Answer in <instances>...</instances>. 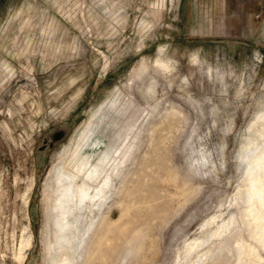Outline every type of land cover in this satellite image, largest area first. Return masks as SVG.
<instances>
[{
  "label": "rangeland",
  "instance_id": "1",
  "mask_svg": "<svg viewBox=\"0 0 264 264\" xmlns=\"http://www.w3.org/2000/svg\"><path fill=\"white\" fill-rule=\"evenodd\" d=\"M257 152L264 0H0V264H264Z\"/></svg>",
  "mask_w": 264,
  "mask_h": 264
},
{
  "label": "bare ground",
  "instance_id": "2",
  "mask_svg": "<svg viewBox=\"0 0 264 264\" xmlns=\"http://www.w3.org/2000/svg\"><path fill=\"white\" fill-rule=\"evenodd\" d=\"M90 121H92V120H90ZM93 122H94V120H93ZM91 123V122H90ZM87 125H89V124H87ZM94 128V127H93ZM86 129H87V127H86ZM89 130H90V128H88ZM85 131V130H84ZM87 131V130H86ZM91 131V130H90ZM83 133H85V132H83ZM83 133H81L82 135H84ZM86 134V133H85ZM88 134H90L89 132H88ZM88 134L87 135H85V138L88 136ZM81 135V136H82ZM80 136V137H81ZM84 138V137H83ZM84 138V139H85ZM81 139V138H80ZM79 142V141H78ZM83 142V141H82ZM80 143H81V141H80ZM79 143V144H80ZM78 151V150H77ZM75 153V152H74ZM80 153V152H79ZM87 154V153H86ZM95 154V153H94ZM81 156H82V154H81ZM85 156V155H84ZM264 158V157H263ZM262 158V155H261V153H259V152H257V154L252 158V159H249V165H250V168H249V170L250 171H253L254 173H256V176H255V179L256 180H258L260 183V185H261V188H257V187H252L251 188V193H253L254 195H255V200H257V199H261V212H263L264 213V159ZM63 166V165H62ZM83 166H86V165H83ZM91 167H94V166H91ZM90 167V168H91ZM64 168V167H63ZM75 168H77V167H75ZM78 169V168H77ZM65 169H63V171H64ZM68 170V169H67ZM73 170V169H72ZM102 169H97V170H95V173L92 175L91 173L92 172H94V170H90V171H92L89 175H88V178L89 179H91V180H93V179H96V176L100 173V171H101ZM62 171V172H63ZM74 172V171H73ZM81 172V171H80ZM87 172H89V170L87 171ZM59 174V173H58ZM71 174V173H70ZM79 174H81V173H79ZM67 175V174H66ZM62 176H64L63 174H62ZM79 176V175H78ZM58 177H61V175L60 176H58ZM65 177V176H64ZM68 177H69V175H68ZM66 178V177H65ZM70 178V177H69ZM79 178V177H78ZM66 179H68V178H66ZM71 179V178H70ZM60 180V179H59ZM108 178L106 179V181H105V183H104V185H102L101 187H99V188H95V187H93V186H91L90 184H88V183H85V184H83V185H79L78 186V188H77V191H76V193L74 194V196H73V198H76V200H77V202H89V203H93V202H96L97 200H99V197H101L102 196V193L105 191V189H106V185L108 184ZM72 182V181H71ZM76 182V181H75ZM61 183L63 184V182L61 181L60 182V186H61ZM69 184V183H68ZM73 184H74V182H73ZM67 185V184H66ZM62 187V186H61ZM69 187V186H68ZM74 187V186H73ZM63 188H65V187H63ZM70 188V187H69ZM76 188V187H75ZM65 189H67V188H65ZM65 190H63V192H64ZM72 191V190H71ZM70 193V192H69ZM68 195V194H67ZM252 195V194H251ZM249 196V199H248V203L250 204V212H251V214H254V209L252 208L253 207V205H254V202H255V200L254 201H252L253 200V196ZM64 196H66V195H64ZM259 216V215H258ZM261 217V216H260ZM257 218V217H256ZM255 218V219H256ZM257 220V219H256ZM62 229V228H61ZM66 230V229H65Z\"/></svg>",
  "mask_w": 264,
  "mask_h": 264
}]
</instances>
